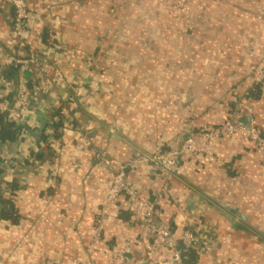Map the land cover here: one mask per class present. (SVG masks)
Masks as SVG:
<instances>
[{
    "label": "crops",
    "instance_id": "crops-1",
    "mask_svg": "<svg viewBox=\"0 0 264 264\" xmlns=\"http://www.w3.org/2000/svg\"><path fill=\"white\" fill-rule=\"evenodd\" d=\"M27 1L37 14L23 48L12 40V8L0 11V92L2 80L10 98L20 82L32 88L31 72L9 57L35 52L63 72L55 94L73 98L74 122L54 131L59 100L40 93L29 101L27 137L5 145L12 157H39L0 175L18 215L0 219V264H109L130 244L129 264L144 255L136 199L106 202L122 165L228 117L264 134V83L255 81L264 0ZM212 145L211 156H180L166 175L148 163L126 168L127 181L155 201V223L172 225L174 237L187 227L202 236L196 264H264V162L242 136Z\"/></svg>",
    "mask_w": 264,
    "mask_h": 264
},
{
    "label": "built area",
    "instance_id": "built-area-1",
    "mask_svg": "<svg viewBox=\"0 0 264 264\" xmlns=\"http://www.w3.org/2000/svg\"><path fill=\"white\" fill-rule=\"evenodd\" d=\"M189 0H176L178 6L184 5ZM4 4H9L13 10L12 40L20 48L25 47L29 37L32 21L36 18V12L29 6L27 0H0V11ZM22 54V53H21ZM13 54L9 57V63L18 68L20 72L29 71L33 75L32 88L20 82L13 90L10 98L9 83L2 80L3 90L0 92V114L7 117L8 121L17 125L26 126L20 138L27 137L30 125L26 121V112L30 99L40 93H48L55 96L57 89L66 84V78L59 67H53L48 58L39 56L30 51L28 55ZM49 69H52L50 72ZM256 82L264 83V69L255 77ZM77 96H80L77 92ZM58 105L63 106L62 115H53L50 127L54 130V123L61 122L63 125L71 122L74 116L70 115V107L73 98L56 95ZM56 106V108H57ZM55 108V109H56ZM55 109L52 111L54 113ZM242 136L254 143L255 153L264 162V134L254 125L246 127L237 123L233 117H228L219 126L212 128H199L185 135L177 148L169 151H156L150 154H135L119 171L112 176L111 183L106 195V202L112 203L121 195L136 199L130 206L135 224L142 226L145 232L144 255L136 256L129 264H189L184 260L183 251L195 250L197 253L202 249V236L194 227H187L176 238L167 224L155 223V201L140 199L136 191L129 185L125 169L136 168L140 163H148L156 166L162 175L169 174L176 167V161L180 156H188L200 153L205 156L213 154L212 142L223 136ZM6 142L0 140V167L3 172H11L26 162L35 163L37 158L33 155L12 157L6 150ZM137 197V198H136ZM183 246V249L179 245ZM132 245L115 250L114 257L109 264H127V254L131 253ZM90 252V249L88 250ZM70 264H96L94 262L83 263L72 261Z\"/></svg>",
    "mask_w": 264,
    "mask_h": 264
},
{
    "label": "trees",
    "instance_id": "trees-1",
    "mask_svg": "<svg viewBox=\"0 0 264 264\" xmlns=\"http://www.w3.org/2000/svg\"><path fill=\"white\" fill-rule=\"evenodd\" d=\"M6 73L10 75L8 71ZM32 76L33 75L31 73V76L29 77L30 79L27 82L31 83ZM255 87L257 88V85ZM62 111L63 106L59 105L55 109L53 115L60 116L62 115ZM71 122H74V119ZM62 125L63 124L61 122L54 123V131H57L58 127ZM25 129H27L26 126L17 125L13 122H10L8 121L5 115L0 114V140L2 142L7 143L12 141H18L20 139V135ZM43 139H45V136L43 137ZM36 157L38 158L39 156L37 155ZM2 173L3 169L0 167V175H2ZM7 185L9 188L11 186H14V184L12 183H8ZM1 191L2 189L0 190V219L10 220L11 222L15 223L18 221V215L16 214V211L14 209L13 201L10 198H5ZM168 226L170 227V229H172V225L169 224ZM179 246L183 249V246L181 244ZM182 253L186 262H188L189 264H196V261L198 259V253L195 250L189 249L183 251Z\"/></svg>",
    "mask_w": 264,
    "mask_h": 264
},
{
    "label": "water",
    "instance_id": "water-1",
    "mask_svg": "<svg viewBox=\"0 0 264 264\" xmlns=\"http://www.w3.org/2000/svg\"><path fill=\"white\" fill-rule=\"evenodd\" d=\"M231 212H233V213H237V211L236 210H234V209H231V208H228Z\"/></svg>",
    "mask_w": 264,
    "mask_h": 264
}]
</instances>
